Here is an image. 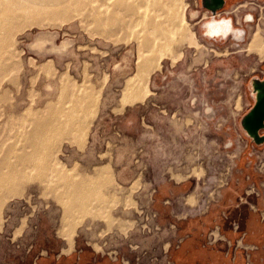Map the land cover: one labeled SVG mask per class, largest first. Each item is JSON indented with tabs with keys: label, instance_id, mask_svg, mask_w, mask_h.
I'll list each match as a JSON object with an SVG mask.
<instances>
[{
	"label": "rangeland",
	"instance_id": "374dc122",
	"mask_svg": "<svg viewBox=\"0 0 264 264\" xmlns=\"http://www.w3.org/2000/svg\"><path fill=\"white\" fill-rule=\"evenodd\" d=\"M153 1L123 0L116 12L101 0H72L8 38L0 57V264L101 256L171 264L184 243L196 248L191 221L220 204L233 176L264 174V142L242 126L255 103L252 81H264V0H226L215 15L231 18L240 40L206 35L214 14L202 0H161L163 29L183 33L150 47L158 30L143 33L140 14L127 7ZM151 9L139 7L155 16ZM150 57L140 78L147 95L130 104L129 83Z\"/></svg>",
	"mask_w": 264,
	"mask_h": 264
},
{
	"label": "crops",
	"instance_id": "0c3cea01",
	"mask_svg": "<svg viewBox=\"0 0 264 264\" xmlns=\"http://www.w3.org/2000/svg\"><path fill=\"white\" fill-rule=\"evenodd\" d=\"M251 173L239 171L223 189L220 204L191 221L188 235L196 248L184 243L171 264H264V194L248 192L256 184L261 191L264 174ZM77 264L121 262L101 256Z\"/></svg>",
	"mask_w": 264,
	"mask_h": 264
},
{
	"label": "bare ground",
	"instance_id": "6f19581e",
	"mask_svg": "<svg viewBox=\"0 0 264 264\" xmlns=\"http://www.w3.org/2000/svg\"><path fill=\"white\" fill-rule=\"evenodd\" d=\"M72 0H0V57L2 53L6 51V43L8 41V38L10 37L11 33L15 28H17L22 22L28 21L30 19H35L38 17V15L42 14H47V13H53L55 12L59 7H62L69 3ZM111 0H101V2L109 4V7H115V11L119 12L120 11V6L123 2V0H114V3L110 4ZM168 2H172L173 0H167ZM161 3V0H154L152 3L146 2V3H141L139 5H129L127 7V10L132 12V13H137L140 14V21L138 23V26L141 27V31L143 33L147 34H152L154 33L155 30L157 31V35L155 34V38L153 42L149 44L150 47H157L156 41L158 40L159 37H166L167 39L174 35V34H182L183 31L181 28H179L178 25H175L174 29L171 31L166 30L165 28L163 29V22H161L160 19L163 16V13L161 12L160 8H156L157 5ZM150 6L154 12L155 16L149 14V13H141L139 11V7H148ZM66 8V7H65ZM185 5L184 9L182 10V21H185ZM220 11V10H219ZM217 11L215 15L219 12ZM211 13V12H210ZM215 15H213L211 18V21L207 23V27L209 29V33H213V28L215 24L214 18H217ZM168 20L170 22H174V16H172L171 13H167ZM247 19L248 22L253 21V16L248 15ZM217 20L221 21L222 24L226 25L228 29L231 30V26H235L233 23V20L228 17H219ZM109 19H107V22ZM115 21L120 22V19H115ZM106 22V23H107ZM236 27V26H235ZM238 28V27H236ZM243 32V31H242ZM242 36V34H241ZM229 37H233L237 39L236 37L233 36L232 33H230L228 36H225L223 39H227ZM264 42V41H263ZM259 46V39L256 36L255 39L253 40V47ZM160 50L161 54H165L170 50V44L167 40V43L163 44L158 48ZM3 56V55H2ZM154 61L153 57L146 58L145 60L141 61V64L139 65V78H135L129 83V88L131 90L130 97L128 99V102L135 103L138 101L143 100L146 95H147V90H143L140 84V78H143L144 76L147 75L149 70L152 69V63ZM162 61V60H161ZM120 65V64H119ZM258 81L257 78H255L252 81V87L254 85V82ZM150 90V89H149ZM254 90V89H253ZM254 98L256 97V92L254 91L253 93ZM151 96V95H150ZM148 98V97H147ZM53 99V98H52ZM145 101V100H144ZM134 105V104H133ZM63 122V121H62ZM42 130L40 131H45L48 127L46 125H41ZM12 128V127H11ZM69 144V143H68ZM43 145V137L41 134V138L38 139V141L34 144L35 147L37 148H42ZM37 162L36 160H33V163ZM4 179L2 178V181ZM67 194L70 196H74V199H78L80 195V191L78 188H73L69 187ZM77 209H84L82 205H76ZM77 233V232H76ZM75 236V235H74ZM74 242V241H73Z\"/></svg>",
	"mask_w": 264,
	"mask_h": 264
},
{
	"label": "water",
	"instance_id": "95a60500",
	"mask_svg": "<svg viewBox=\"0 0 264 264\" xmlns=\"http://www.w3.org/2000/svg\"><path fill=\"white\" fill-rule=\"evenodd\" d=\"M226 0H202L203 6L212 14L224 8ZM256 92L255 103L251 110L243 117L242 126L246 133L258 144L264 142V81L254 82Z\"/></svg>",
	"mask_w": 264,
	"mask_h": 264
},
{
	"label": "flooded vegetation",
	"instance_id": "af4514ba",
	"mask_svg": "<svg viewBox=\"0 0 264 264\" xmlns=\"http://www.w3.org/2000/svg\"><path fill=\"white\" fill-rule=\"evenodd\" d=\"M248 19H251L248 18ZM215 20V26L213 28V33L210 34L209 33V29L207 27V23L209 21H211V19L208 18V20H206L204 22V29L206 32V35L210 36L211 38H224L225 36H228L230 33L233 34L234 37H236L238 40H240L242 38L241 34H242V29L241 28H236L235 26H231V30L228 29V27L224 24L221 23V21L217 20V18H214Z\"/></svg>",
	"mask_w": 264,
	"mask_h": 264
}]
</instances>
